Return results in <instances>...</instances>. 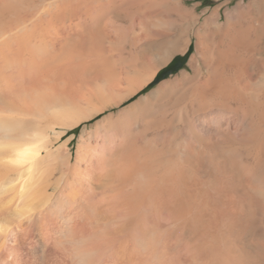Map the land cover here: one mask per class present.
Returning <instances> with one entry per match:
<instances>
[{"label": "bare ground", "instance_id": "bare-ground-1", "mask_svg": "<svg viewBox=\"0 0 264 264\" xmlns=\"http://www.w3.org/2000/svg\"><path fill=\"white\" fill-rule=\"evenodd\" d=\"M112 4L0 0V82L21 59L31 66L55 59L52 67H62L65 54L80 60L76 50L109 30L101 21L115 15ZM208 22L218 30L222 15ZM236 28L219 41L226 58L219 49L213 60L223 72L229 62L236 82L232 76L197 84L183 74L127 103L173 54L190 46L174 37L166 43L168 50L175 47L169 54L159 48L166 39L142 38L136 39L137 63L113 54L117 63L104 62L103 55L102 63L91 64L100 71L80 96L47 98L37 79L36 92L39 87L44 96L35 93L33 105L28 88L35 85L27 88L32 78L21 80L27 90L17 88V77L11 82L15 88L8 90L17 101L0 90V264H264L256 203L264 202V186L260 179L259 186L252 184L256 175L264 176V81L252 83L248 72L260 47ZM196 33L190 63L194 73H203L206 47ZM216 94L221 97L213 100ZM79 126L76 148L75 134L68 132ZM217 134L224 143L259 141L258 152L246 157L257 170L245 173L251 184L242 175L237 183L242 167L230 149L227 160L212 161Z\"/></svg>", "mask_w": 264, "mask_h": 264}, {"label": "rangeland", "instance_id": "rangeland-1", "mask_svg": "<svg viewBox=\"0 0 264 264\" xmlns=\"http://www.w3.org/2000/svg\"><path fill=\"white\" fill-rule=\"evenodd\" d=\"M112 1H114V4H112V5H113V10L115 11V15H116V16L115 15L112 16V18H114L113 22H112V18L109 21L106 19L101 21V26L106 27L105 23L110 24V25L107 24L108 25L107 28H109L110 31L109 30L108 31L110 33L107 31L105 35L104 34L100 35V36H102V38H99L100 37L99 36L98 38L96 37L94 39H91L92 41L89 39H85V40L90 41V42L89 41L86 42L87 45L85 44V46H84L85 49L83 48L84 50H76L77 52H80V54H78L80 56V60L78 59V61L76 60L74 62L73 60H69L70 59L69 54L68 55L65 54L64 56L62 55V59L64 58V60L61 59L62 64L60 63V60L56 61V63H58V61H59V64H61L62 67H60V65L58 66L57 64H56L57 67L56 66L52 67L54 65V63H52V62H54L55 59H50L51 61H49V62L46 61L44 63H42L40 60H37V61L35 60L36 62L32 63L33 66H31V62H32L31 60L21 59L20 65H19V63L15 64V66H14L15 68H12L13 70L7 69L6 70L7 72L5 71V73H4L5 75L4 74L1 75L0 90L2 91L4 97L6 99H7V97H9L7 99L9 101L14 100L15 98H16V101L18 100L17 99L18 97H15L14 95L11 96L12 93H9V90H8V89H10L9 87L15 88L14 83L12 84L11 82H15L16 79H14V78H16V77L18 80V81L17 80L16 81L19 83V84L17 82L15 83L16 85L18 84L17 88H19V86L21 84V80H23V79H24V81H26L29 78H32V80L29 79L30 82L31 81L33 82V80H35L34 83L31 82V84H28V86L26 85V82L30 83L29 80L26 82L23 81L25 84L23 82L21 84L22 88H25L26 86H27V88L31 87L30 85L33 86V84L35 85L34 88L32 87V89L28 88V91L32 90L29 92L30 93L32 92L30 95L32 98V104L33 105H36L34 102H35V100H37V95L35 93L40 94L42 92L41 91L42 87L45 90L44 86H46L47 89L45 91H47V92H45L43 89L42 90L45 92L44 95H46L45 97H47V98H51V95H52V97L54 95H56V96L58 95L57 97L62 96V98H67V97L68 98H74L75 96L76 97L80 96L81 91L83 92V89L87 86V83H89L91 81V79L94 77V75L98 74V72L100 71L99 70L98 72H95V70H97V68L96 69L92 68L94 70V72L87 73L86 69H88V71L92 70L90 67L91 64H94V63L100 64L101 61L99 59L100 58L102 59L104 57L103 55H105V56L107 55L105 57V59H102L104 62L108 61L111 63L113 61L112 63H117V58H114V59L110 58L113 54H115L114 55L115 57H117L119 55H124V61L125 62H136L137 63V61L139 60V58H138L139 47H137V45L139 43L136 44V41L138 39H142V38L143 39H150V38L151 39H157V38L166 39V41L163 42L159 46V48L163 51H165V50L168 51L170 54V53H174L175 47L174 48L172 47L170 50H168L166 43L171 42V40L174 39V37L175 38L178 37L180 39V41L186 42L187 40H189L190 46L192 45V51L190 52L189 57L187 58L186 62L183 64V66L180 69H178L174 73H170V70H168L167 72H165L163 74L164 78L161 81H159L155 85H152L151 83L155 80L157 74L161 70L166 68L177 56L182 57L186 53H188L190 46H189L188 50L185 52L173 54L170 61H168L167 64H165L160 69H158V72H157L155 78L153 79V81L149 85H147L142 91H140L138 94L133 96L127 103H130V102L136 100L137 98H139L140 96L147 94L148 92L157 88V86L163 81L182 79L183 74L191 75L192 76L191 82L197 83V84L200 83L199 82L200 80L202 82V81H205L207 79L212 80L216 77H218V78H221V77L222 78H228L229 77L232 79V76L234 78L233 81L236 82L235 78H236L237 73L235 70H233V68H231V65L229 64V62H228L227 67L225 69L226 71H224V72L215 63L216 61L213 62L214 58H217V56L220 55L217 52V51H219V49L221 50L222 59L224 60L226 58V56L224 55L223 52H225V49L227 47L225 45L221 47L219 45V41L221 39H223L226 32L228 33L229 29H231L233 25L235 26V28L237 27L236 30H238V33L240 35L250 36L251 39L256 41L257 45H259V47H260L259 53L256 54L254 57H252L249 60V65L253 66V68H251V69L249 68L248 72L250 74H253L252 75L253 78L251 77L252 78L251 82L252 81L257 82L260 80L264 81V0H112ZM218 14L222 15V22L221 23L223 24V26H222V28H219L218 30L217 29L214 30L212 27L213 24L211 22H208V19L213 17V16L216 17ZM227 18H228V20H227ZM197 30L203 36L204 49L206 47L204 58H206L207 60L203 59L202 67H201L202 68L201 70L203 71V73L202 72L201 73L200 72L194 73L193 67L191 66V63H190L192 56L196 53V50H197V45H198V37H197L198 34L196 33ZM247 34H249V35H247ZM134 35H135V37L136 36H138V37L134 38ZM133 38H134V40H133ZM96 39H98L97 41L99 43L96 41ZM100 39L103 40L102 46L100 43L102 41ZM137 42H139V40ZM103 44L105 45L106 49L104 48ZM90 46H92V47H90ZM99 49H100V51H99ZM102 53H104V54H102ZM96 54L98 55V57ZM254 54L255 53L252 52L250 55H254ZM65 56H67L68 58H66ZM84 57H85V59H84ZM106 58H110V59L106 60ZM52 60H54V61H52ZM22 61L24 63L26 61L27 63H25V65L26 64L27 65L22 66L21 64H24V63H22ZM63 61L64 62L67 61V63H64ZM183 61H184L183 59H178L175 62V64L172 66L171 69H175V68L179 67L180 65H182ZM73 62H74V64H71ZM28 63H30L29 66H31L32 68L36 65L34 68L35 70L32 71V73L30 72V70H33V69L31 67H30L31 69L29 68ZM63 63L65 65L66 64H68V65L65 66ZM86 64H87V66H86ZM16 65H19V66H16ZM50 65H51V67H50ZM20 66L23 67L24 69L22 70V68H19ZM64 66L66 68L69 66H72V68L69 67V70H68V68L65 69ZM88 67H90L91 70H89ZM76 68H77V70H76ZM79 68H80V70H79ZM16 69H20V71L18 72V70H16ZM27 71L29 72V75L27 74L28 73ZM81 72H82V74H81ZM70 73H72V74H70ZM225 73H227V74H225ZM15 74H17V75H15ZM19 74H20V76L18 77ZM83 74L84 75L86 74V76L87 75H91V76H90V78H89V76L86 77L87 78V81H86L85 80L86 78L84 77ZM205 74H206V76H205ZM218 74H219V76H218ZM3 75H4V77H3ZM31 75H32V77H31ZM81 76H83L85 78L84 80L86 82L84 80H82L83 77H81ZM63 77L65 80L66 79L67 80L59 82V81L63 80ZM2 78H5V80L3 81ZM80 78H82V79L78 80ZM37 79L39 82L41 80V82L43 81L42 83H44V84H41V82H40V84L43 85V86L40 85L41 89L38 87L40 90L37 88V90L40 92H36V89H35L36 84L38 83V82L36 83ZM75 79H76V81H75ZM196 79L198 82L196 81ZM80 81H83V82H80ZM76 82L78 84H76ZM9 83H11V86L9 85ZM81 83H82V85H81ZM83 85H85V86H83ZM2 87L4 88L5 92L3 91ZM81 87H82V89H81ZM27 88H25V89L27 90ZM42 94L43 93H41L40 95H42ZM34 95H36V98L33 97ZM44 95H42V96H44ZM10 96H11V98H10ZM13 96L15 98H13ZM42 96L38 95V98H42ZM63 96H66V97H63ZM217 97H221V96H218L216 94V97H213V100H215V98H217ZM34 98H35V100H33ZM37 102H38V100H37ZM21 103H22V101H21ZM96 119L97 118H95L94 120H96ZM91 122H94V121H91ZM91 122H88V123L91 124ZM81 127L82 126H79L78 128H76L74 130H70L68 132L69 135L75 134L74 140L72 141V146H74V147L76 146V148L78 146V136L80 134ZM233 130L235 131V129H233ZM218 135L219 134L216 135L215 140H217L219 143L214 142V146L212 145V149H211L212 161L213 162H219V161L227 160V155L225 154V152L227 149L228 150L230 149L232 151L234 159H236L239 162L240 165L239 164L238 165L240 166V168L242 167L241 168L242 173L239 172L238 175L236 176L237 183H239V181L241 180V175H242L244 181L251 184V182H253V181L250 180L251 173H249L248 171L251 170L252 172L257 173L256 172L257 170H256V167H254L253 169H250L249 164L251 162H248L246 157H247V155H249L251 153L256 154L258 152L259 141L256 143H254V142L250 143L249 141H244V142H238V143L234 142L233 144H230V143H224L223 137L221 135L220 136H218ZM67 137H68V135L65 136V139ZM262 138L264 139V133H263ZM234 159L233 158L231 159V163L234 161ZM250 165H251V167L253 166L252 164H250ZM246 172L250 175L245 174ZM255 175H253V176H255ZM260 175L261 174L258 175L259 177H257V175H256L257 180H255V183H252L253 185L259 186V183L261 182L262 186H264V176H262V175L260 176ZM218 176H220V175L218 174ZM247 178H249V180ZM259 179H260V182L258 181ZM238 185H240V184H238ZM229 196L234 197V196H236V194H234L233 192H230ZM256 203L258 205H260L259 209L261 208L260 209L261 214L259 215L258 220L260 221V224H262V226H264V213H263L264 212V204H263L264 202L262 203V201H256ZM254 208H255V206H252V210H254ZM260 217H262V218H260ZM11 241L14 242L13 238Z\"/></svg>", "mask_w": 264, "mask_h": 264}, {"label": "trees", "instance_id": "trees-1", "mask_svg": "<svg viewBox=\"0 0 264 264\" xmlns=\"http://www.w3.org/2000/svg\"><path fill=\"white\" fill-rule=\"evenodd\" d=\"M192 51V45L190 46V49H189V51H188V53H186L184 56H182V57H180V56H177L166 68H164L163 70H161L158 74H157V76H156V78H155V80L151 83L152 85H155V84H157L159 81H161L164 77H163V74L165 73V72H167L168 70H170V73H174V72H176L178 69H180L182 66H183V64L186 62V60H187V58L189 57V54H190V52ZM178 59H183L184 61H183V63H182V65H180L179 67H177V68H175V69H171L172 68V66L175 64V62L178 60Z\"/></svg>", "mask_w": 264, "mask_h": 264}]
</instances>
